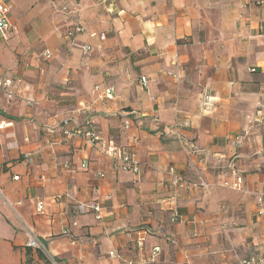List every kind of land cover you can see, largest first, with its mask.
Wrapping results in <instances>:
<instances>
[{
    "label": "crops",
    "instance_id": "1",
    "mask_svg": "<svg viewBox=\"0 0 264 264\" xmlns=\"http://www.w3.org/2000/svg\"><path fill=\"white\" fill-rule=\"evenodd\" d=\"M62 1L80 10L85 30L73 42L65 34L75 15L59 11ZM0 3L10 6L0 78L15 83L13 100L0 91V264H47L25 247L21 221L59 264L264 258L255 196L264 187V126L232 145L264 101V0ZM96 87L112 89V98H98ZM87 121L103 140L135 149L139 175L57 132ZM169 168L188 181L201 177L209 191L180 190L173 199ZM231 171L242 179L238 190L222 186L235 184ZM91 202L100 221L78 213Z\"/></svg>",
    "mask_w": 264,
    "mask_h": 264
},
{
    "label": "built area",
    "instance_id": "2",
    "mask_svg": "<svg viewBox=\"0 0 264 264\" xmlns=\"http://www.w3.org/2000/svg\"><path fill=\"white\" fill-rule=\"evenodd\" d=\"M59 11L62 13H72L75 15V23L74 25L66 32L65 36L70 40L74 41L75 38L84 32V26L81 22L80 18V10L78 5H73L69 7L65 1H62L61 5L59 6ZM9 12L10 6L4 3H0V40H6L7 34L10 30V22H9ZM94 36V35H93ZM100 38H104V35H100ZM88 50L87 47H85ZM43 57L45 59L50 58L49 52H44ZM251 73L255 72V69L249 70ZM139 83L141 87L146 90L147 95V85L148 80L146 77L142 76L139 78ZM14 82L11 79L7 78H0V91L3 92L5 98L8 101L13 100L15 97V87ZM94 92L98 95V98L104 99H111L113 95L112 89H107L103 92H100L99 89L96 87ZM150 100H154L153 97H150ZM34 106H38V103H30ZM205 106L209 105V100L204 103ZM256 124H261L264 126V101L259 100L256 102L254 107V115L253 119L249 121V128L245 131L242 135L236 137L232 142V145L236 148L242 147V140L249 136V132L252 128L256 126ZM178 123L175 122L171 125L170 129L174 132L176 130ZM4 128V123L0 124V130ZM48 132L54 133L53 129H49ZM57 132L59 136L62 138L64 142H71L73 140H79L84 143L86 146L94 147L100 149V151L107 157L111 158L114 161L113 169L114 170H122L126 172H131L132 174L139 175L140 173V166L137 159V154L135 149H120L113 145L110 141H105L102 139L100 132L96 129L94 124L91 121H87L84 125L81 126H73L69 127L67 124H60L57 127ZM176 136H178L175 133ZM178 138V137H177ZM263 147H264V135H263ZM25 159L29 163L32 162V158L29 155H25ZM86 166L85 164L83 165ZM67 167V166H65ZM168 174L170 176V184L172 189L174 190L173 199H175L178 195L180 190H189V189H201L204 192H208L210 186L205 182L204 179L198 177L195 181H188L181 175H177L174 172L173 168L168 169ZM231 178L235 180V184L231 185L228 182H224L222 184L223 187L238 190L239 185L242 182L241 177L238 175L237 172L231 171ZM98 176L102 177V174H98ZM14 180H17L18 177H13ZM256 202L258 206L257 210V217H264V187L261 191L256 192ZM0 197L3 198L4 202L6 203V199L2 193L0 188ZM37 212L42 214L43 207L41 204L37 206ZM78 213L89 214L93 213L94 218L98 221L102 219L101 217V207L96 203H87L78 206ZM22 229L26 235V242L25 247L27 249H31L41 255L43 259L46 261L47 264H59L58 261L50 254L48 251L44 241L38 237V235L34 232V230L29 227L26 223L21 221ZM138 246H142V240L139 241ZM159 248H154L152 255L153 257L159 253ZM109 257H117L116 252H110ZM153 261V259H151ZM235 264H264V258H259L256 256H249L246 258H237Z\"/></svg>",
    "mask_w": 264,
    "mask_h": 264
}]
</instances>
